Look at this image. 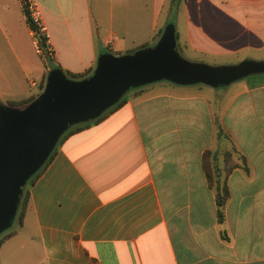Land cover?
I'll list each match as a JSON object with an SVG mask.
<instances>
[{
  "label": "crops",
  "instance_id": "1",
  "mask_svg": "<svg viewBox=\"0 0 264 264\" xmlns=\"http://www.w3.org/2000/svg\"><path fill=\"white\" fill-rule=\"evenodd\" d=\"M34 1L49 41L50 22L69 37L73 57L59 64L71 71L94 67L103 47L123 53L152 41L170 3ZM173 15L181 55L264 57V0H180ZM0 29L9 52L30 38L39 53L19 0H0ZM232 82L156 80L64 136L28 187L22 222L0 242V264H264V72ZM4 83L1 102L33 93ZM205 149L220 175L234 163L220 217Z\"/></svg>",
  "mask_w": 264,
  "mask_h": 264
},
{
  "label": "water",
  "instance_id": "2",
  "mask_svg": "<svg viewBox=\"0 0 264 264\" xmlns=\"http://www.w3.org/2000/svg\"><path fill=\"white\" fill-rule=\"evenodd\" d=\"M261 72L264 57L217 64L183 57L172 21L149 45L118 54L99 52L92 71L83 77L48 68L42 88L30 101L19 106L0 101V232L11 225L26 179L58 137L69 126L97 117L130 87L160 79L217 87Z\"/></svg>",
  "mask_w": 264,
  "mask_h": 264
},
{
  "label": "trees",
  "instance_id": "3",
  "mask_svg": "<svg viewBox=\"0 0 264 264\" xmlns=\"http://www.w3.org/2000/svg\"><path fill=\"white\" fill-rule=\"evenodd\" d=\"M180 0H170V3L168 5V13H170L171 15H173L174 11L176 10V8L178 7ZM22 10L24 12L25 15V21L28 24L29 28L32 30V34L35 38V42L37 47L40 49L39 50V54L43 55V56H48V57H53V48L52 45L50 43V41L48 40V36L46 35V33L42 30H40L39 26L32 23L31 19L29 18L27 11L24 7H22ZM168 21H172V19L169 20V18H167L164 21V24ZM174 23V22H173ZM163 24V25H164ZM162 26L158 27L157 29H155V31L152 34V43L155 41V39L158 37V35L160 34L161 30H162ZM175 36L176 35V31H175ZM151 44V43H150ZM148 45V42L142 43L139 46H145ZM176 47L177 50L179 51V43L176 42ZM101 51H109L113 54H118L120 53L119 51H112L107 47H103V49ZM100 51V52H101ZM49 67H60L64 73L72 78H80L83 77L85 75H88L91 71L93 67H87L86 69L82 70V71H71L67 68H63L61 67V65L59 63H55V64H51L48 65L47 64V69ZM47 69L43 72L41 79L39 81V90L42 88L43 83H44V79H45V74ZM142 87V85L140 86H135V87H130L114 104H112L111 106H109L108 108H106L103 112H101L97 117H95L94 119L87 121V122H82V123H76L73 124L71 126H69L57 139L55 145L53 146L52 150L50 151V153L48 154V156L46 157V159L44 160V162L26 179L23 187H22V191L19 197V201H18V205L15 211V214L13 216L12 219V223L9 227H7L6 229L2 230L0 232V242L3 240V238L9 236L10 234H12L15 231L14 226L15 225H19L22 222V218H23V214L25 211V208L27 206V200H28V187L29 185L33 182L34 178L37 176V174L40 172V170L42 169V167L45 165V163L50 159V157L52 156L55 146L58 142L61 141V139L66 136L68 133L87 125L90 122H94L99 120L102 116H104L107 112H109L110 110H112L113 108H115L117 105H119L120 103H122L126 96L128 94H136L140 88ZM36 95V93H30L29 95L22 97V98H18V99H10L7 100L4 103L10 104V105H22L24 103H27L28 101H30L34 96ZM217 135H224L227 136L226 133H224L222 131V128L220 126H217V130H216ZM232 149V147H230ZM231 149H227L225 151L226 154H229V151H231ZM233 150V149H232ZM237 157H239L240 161H236L235 164L242 166L244 169H246V162L245 159L242 155H238ZM215 159V154L212 153V151L210 149H205L203 150L202 154H201V164L207 179L208 184L211 186V188L213 189L214 192V199H215V203H216V207H217V214L220 217L222 214V206L226 200L227 197V189L225 186V175L228 171V169L234 165L231 164L228 167H226L224 173H222V175H220V172L218 170V168L216 167L215 163L212 162L211 164V160Z\"/></svg>",
  "mask_w": 264,
  "mask_h": 264
},
{
  "label": "rangeland",
  "instance_id": "4",
  "mask_svg": "<svg viewBox=\"0 0 264 264\" xmlns=\"http://www.w3.org/2000/svg\"><path fill=\"white\" fill-rule=\"evenodd\" d=\"M90 0V3L92 4ZM39 10L41 11V18L43 22L46 24L45 15L42 13L44 7L42 5H38ZM165 18H169L173 20L174 15L168 13V5L162 8L158 16V20L156 23V29L164 24ZM51 24V22H50ZM48 23L47 32L49 34V38L51 41V45L53 48V57H48L40 55L34 51V47L30 43V38H27L25 44L22 45L20 52L18 51H8V38H6L5 34L3 33L2 29H0V89L4 87V79H9L11 82H17V91L16 93L20 96L25 92L32 91L33 93L39 92V87L37 85L38 80L40 79V71L47 67L48 65L59 63L60 60H71L73 54L72 48L69 50L65 47V42L69 44L70 39L69 37L65 36L63 38L60 32H58V28L56 24L54 26L56 29H53ZM148 45L152 43V41H147ZM67 45V44H66ZM71 45V43H70ZM72 47V46H71ZM15 49V48H14ZM133 50V49H132ZM182 56L186 58H194V60H201L206 62L209 60L208 58L202 56L198 57L194 54H183ZM196 58V59H195ZM222 58V57H220ZM217 58L215 60H220ZM50 68V67H49ZM34 80V85H29V80ZM231 82L229 85H232ZM20 90V91H18ZM229 147V145H226Z\"/></svg>",
  "mask_w": 264,
  "mask_h": 264
},
{
  "label": "built area",
  "instance_id": "5",
  "mask_svg": "<svg viewBox=\"0 0 264 264\" xmlns=\"http://www.w3.org/2000/svg\"><path fill=\"white\" fill-rule=\"evenodd\" d=\"M19 1L21 3V7H24L26 9L29 18L31 19V22L36 24V25H38L40 30H42V31H44L46 33L45 26L43 25V23H42V21L40 19L39 8H38L36 2L34 0H19ZM46 35H47V33H46ZM36 50L37 51L40 50L37 47V45H36ZM29 83L31 85L35 84L34 80H32V79L29 80Z\"/></svg>",
  "mask_w": 264,
  "mask_h": 264
}]
</instances>
